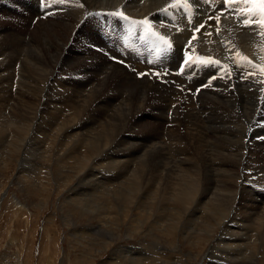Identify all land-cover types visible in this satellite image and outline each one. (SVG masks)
Returning <instances> with one entry per match:
<instances>
[{
  "label": "rangeland",
  "instance_id": "374dc122",
  "mask_svg": "<svg viewBox=\"0 0 264 264\" xmlns=\"http://www.w3.org/2000/svg\"><path fill=\"white\" fill-rule=\"evenodd\" d=\"M47 1L48 0H44L45 3H47ZM143 1L144 0H141L142 3H140V4H143ZM216 1L217 0H213V2H216ZM219 1H221V0H218V2ZM41 2H42V0H37L38 9L40 11L43 10V7L41 6ZM195 2H196L195 0H190V1L189 0H184V1L183 0H171V2H169L170 4L169 3H165L160 8H157L156 9L157 11L153 10L152 12L147 13L146 15H142V16H143V18H147L150 21L153 18L152 22L153 23L157 22L156 25L164 33L166 32V30L168 28L170 30H172V32L170 31L171 34L167 31L168 34L170 35V36L168 35L169 37H172V34H175V33L178 34L179 32L180 33L188 32V34H189V36L191 38L193 36L196 37L194 39V41H196V42L201 41V44L205 45L207 47V48L206 47L205 48L208 49V50L214 51V50H212L213 49L212 47H214L215 45H218L217 47L220 48L221 50H226L227 48H230V46L236 48L237 50H242L241 48L240 49L237 48L238 44L237 43L235 44V41H233V42L231 41V43H230V39L231 38H229V36L227 34L223 35V34L220 33V32H222V29L219 30V31H217V30L205 31L206 29L209 30V28H211V27H214V26L217 27V25H218L217 23L214 22L216 24L215 25L214 23L211 22V20H213V19H211V20L208 19L207 20L206 17H205V21L201 22V24H203L206 27V29H204L205 27L200 28V29H204V30H201L203 33L196 31V29L198 27H200L201 24H198V26L196 25L195 27H192V24L195 22V19H196V17L194 16V12L196 14L197 10L201 9V7L199 8V5H197L198 7H194L195 6L194 5ZM199 2H202L204 4L209 5V4L212 3V0H210V1L209 0H203V1L199 0ZM218 2H216L215 7L213 8L215 10L218 9V10H216L217 12L220 11V9H221V8H217V7H220V5L225 4L224 1H221L219 3ZM67 3H68V1H67ZM235 3H234L233 6H231L233 8H229L228 10H226V15H228V16L232 15V17L230 19H234L235 18V21L240 18L239 20H241V23H242L243 20L246 19V17L245 16H241L240 17V14L235 11L236 8L238 9V7L241 6L240 2L236 1ZM238 3H239L240 6L238 5ZM243 6H241V7H243ZM176 8H177V10L175 11L174 9H176ZM158 9H160V10H158ZM179 9H182L184 14L182 13L181 10L179 11ZM170 10L171 11L174 10V11H172L173 13L176 12L177 14H179V15L176 14L177 17L186 18L185 20L183 19L186 22V24L184 23L186 25V27L182 23L180 24V23H178L176 21H173L174 20L173 14L171 13ZM194 10H196V11H194ZM50 11L51 10H49V13H48V11H46V13L49 15L51 13ZM95 12H99V11H92L90 14L92 15ZM159 12H161V13H159ZM46 13H45V15H47ZM158 13H159V15H161L160 17L158 15ZM233 13H235L236 15L234 14L235 15L234 16ZM97 14L103 16L102 17V16H98V15H93L95 17L96 21H97L96 22L97 29H100V30L103 29L102 30V34L104 35L105 40L107 39V41L109 43V46L116 47V45L119 44V45H117V48L120 49V50L118 49L119 52H120V55H119V57H115L117 59H112V61L114 63L120 64L121 66L127 68L128 70H130L132 72H136L137 71V67L134 66L133 64L138 63V62L139 63L141 62V63H144V64L147 63L149 68L145 69V71L141 72V73H143V72L146 73V75H144V76L147 77V79H150L152 81L155 80L160 85H162L164 83H176V84H174V86L179 88V89L181 88V86L177 82H174V79L170 80L168 78L170 77V75H173V74H174V76H177V77H178V74H179V76L182 77V75H184V74L186 75V73L182 74V73L176 71L175 69H172L174 71L169 72L167 66H165L166 69H163L162 67H164V65L159 64L160 60H162L163 58H167L166 51L163 52L164 55L162 56V54H163L162 51H164V49L160 51L150 40H147V38H145L141 34L139 35V33H137L136 31L141 32V29L136 27V26L134 28V25H132V23H130V25H129V22H127V21L125 22L123 20H122V23H121L120 21L111 20V19L106 18L107 16L104 15V14H100V13H97ZM170 14H172V15H170ZM139 16L141 17V15H139ZM167 17L170 18V19H168ZM210 17H213V16L209 15V18ZM100 20L102 22H100ZM169 20H171V21H169ZM172 21H173V24L171 25ZM81 22H79L78 25H80ZM168 22H171V23L166 25ZM118 23H119L120 27L118 26ZM124 23H126V24H124ZM105 25H106L107 28L105 27ZM159 25H160V27H159ZM173 25H175V26H173ZM188 25H190L189 26L190 29L188 28ZM210 25H211V27H210ZM242 25L244 26L243 23H242ZM129 26H130V28L128 29ZM165 26L166 27L168 26V27L166 28ZM207 26H208V28H207ZM221 26H222V28H224V24H222ZM251 26H254V25H251ZM111 27H113V28H111ZM116 27L119 30L116 29ZM257 27H258V25L257 26L255 25L254 28H257ZM121 28H123V29H121ZM125 28H127V29L125 30ZM175 28L177 30H175ZM110 29H112L113 31L110 30ZM214 29H215V27H214ZM18 31H19V33H20V35L22 37L24 35H26V34L31 35L33 41L35 43H38L37 39H36V35H34L32 33V27L30 29H27V27L19 26ZM113 32H115V33H113ZM129 32H131V34H129ZM167 32H166V34H167ZM206 32L210 33V35L207 34ZM121 34H123V35H121ZM124 34H126V36ZM132 34H133V36H132ZM202 34H204V35H202ZM108 35H109V37H108ZM205 35H206V40L203 39V37H205ZM114 36H115V38H114ZM140 36H141V38H140ZM127 37H128L129 41L126 40ZM251 37L252 36H249V35L244 36V37H242V41L248 43L251 40ZM116 38H117V41L119 43L116 41ZM124 38H125V40H124ZM207 38H209V39H207ZM122 39H123V41H121ZM120 41H121V43H120ZM26 42L29 43V39H26V41H25V44L27 46ZM204 42L205 43L208 42L209 45L205 44ZM146 43H147V45H146ZM228 43H230V46H229ZM261 43L262 44L260 46L264 47V39L262 40ZM131 44H132V46L130 47L129 45H131ZM232 44H233V46H232ZM140 45H142V46L140 47ZM92 46H94V45H92ZM135 46L137 48H135ZM260 46H259V49H261ZM225 47H227V48H225ZM121 48H123V49H121ZM130 48H132V50ZM139 48H142V49H139ZM145 48H146V50H145ZM20 49L21 50H19L18 52H17V50H14L15 52L13 50H11V51L8 50L7 53H9V54L11 53L10 56H9L11 58V60H10V58H8L9 61H10L8 63H10V64L12 63L11 64L12 66H10V67L7 66L6 68H8V69H6L5 65H4V67H2V68H5L4 71H2L0 69L1 70L0 71V75L2 76L1 78L3 80V82L0 83V90L2 91V92L0 91V94H1L0 97H2V98H0V103H2V106L0 104V106H1L0 108L2 109V110L0 109V126H1L0 127V129H1L0 132H2L0 134V138H1L0 139V141H1L0 142V264H134L135 262H137L136 264H207V263H211L213 261H217V262H219V264H228L227 263V258L224 257L225 258L224 259L223 256H220V253L225 252L223 254L226 255L227 249L228 248L230 249L231 246L229 247V245H226L224 243L222 245L218 246V241H220V238H222V237H220L221 236V232H222L221 227L220 226H215L214 231H211L213 233H211V232L210 233L200 232V231L198 232V229H197L198 227L200 229L201 228H207L205 223H204V221H205L204 219H206V218L207 219H211L214 223L216 221V218L213 215V213L209 212L213 216L212 217L211 215H209L208 211L201 212L200 215L202 216V219H201V217L197 218L196 216H193V215H195L193 213V210H195L196 207H197L196 203H197L198 198H199L197 196H199V195H197L196 197H194L192 199H191V197H188L189 202H191V203H188L189 205L186 206V203L184 202L183 204H185L186 207H184L183 208L184 210H183L182 209V205L183 204L181 203V202H183L182 200L173 199V198H170V199L166 198L165 199V198L161 197V192L162 191H165V190L171 191L174 186L175 187L177 186V188H178V186H180L182 188V185H170L168 187V185L165 184L164 182L162 183V185H154V184H146L144 181H142V183H144V184H141L138 187L137 191L133 195H131L130 193L125 194V192L129 191L126 186H127V183H129L128 182V180H129L128 178L130 176L129 173H131L130 171H134L135 169L137 171L141 167V165H140L141 161H145L146 160L145 162H148L147 160H150L152 155L157 157V159H158L157 161H158L159 165L165 166V170H169V168L170 169H174L175 166L177 165L175 169L178 170V168H180V170H181L180 172H182L183 171L182 168L185 165L187 166L189 164V162H187L189 160H186L188 157H185L183 152L176 153L175 144H169V139L170 138L165 136L164 137L165 139H163V141H165L167 139L164 142V148L166 150L163 151L164 148L162 146H160V148H162V149H159L160 151L158 149H156L157 151L154 150V151H151V152L148 150L149 151L148 155L145 152L144 153L143 152L133 153L134 157L139 156V158H137L134 161H130L131 158H134V157L132 155L131 158L127 159L128 156L131 154V152L133 150H136V146L130 145V143L134 144L135 141L143 142V139H145V137L143 135L139 134V133H130V132L128 133L127 131L123 130L122 126H124L125 124L128 123L127 120L125 121V120L119 119V120L115 121L113 123L114 124L113 131H100L98 129L89 128L87 131H84V132L82 131V133L79 132V134H75L73 131H71L69 129L67 120L65 118L66 116L64 114L65 112L62 110L64 105H65L63 103H65V100H66L65 99L66 98V96H65L66 95V91L63 90L65 88H63L58 81L60 80V78H64L65 74L58 69L59 61L56 60V61H54L55 62L54 63L51 60V61H49V64L47 63L48 65L46 64L47 66H45V67L42 66V65L39 66V65L36 64V65H34V67H36L37 69L34 68V67H30L28 65L26 66V65H23V63L26 60V58L31 60V62L33 63V60H32V57H31V55L33 53L29 52L30 51L29 48L26 49V47L24 49L21 47ZM143 50H145V51L143 52ZM26 51H28V52H26ZM121 51H122V53H121ZM126 51L127 52H131L132 51L131 52L132 55H134V53H136V56L135 55H134L135 57L133 56V59L135 61H133V59L132 60L127 59L128 55L126 54ZM263 52H264V50L262 51V56H264ZM143 53H145V54H143ZM147 54H149V55H147ZM18 55H19V59L20 60L17 58ZM26 55H28V56H26ZM106 55H108V54L106 53ZM141 55H142V58L144 57L143 59H140ZM145 55L149 56L148 58H150L151 55L152 56H151L150 59H148ZM136 57H137L138 61H137ZM12 58L14 60H12ZM23 58H24V60H23ZM4 59L7 60L6 56H1L0 57V65L5 61ZM15 59H17L16 60L17 62L15 61ZM144 59H145L146 63L144 62ZM120 60L123 61V64L120 63ZM155 60L158 61V64L156 63L157 61H155ZM21 61H22V63H21ZM131 61H133L134 63L131 62ZM51 62L54 64V66H52L53 64ZM129 62H131L132 64L129 63ZM125 63H128V64H125ZM259 63L264 65L263 60H261V61L259 60ZM144 64H140V65H144ZM151 64H153V66H151ZM22 65H23V68H21ZM56 65H57V67H56ZM128 65H129V67H128ZM130 65H132V67ZM154 65H156V66L154 67ZM48 66H50L51 68H49ZM29 68L32 69V70L30 69L31 72L34 70V72L31 73L32 75H34L35 73H37V74H35L34 76H32L31 74H27V70H29ZM39 68L40 69L44 68L43 71L41 70L42 73H41ZM21 69H22V71H21ZM45 69H47V70H45ZM49 69H51V71H49ZM133 69H135V71H133ZM149 69H150V71H149ZM152 69L154 70V72H153ZM245 69L248 70L247 68H245ZM11 70H13V72ZM35 70H37V71H35ZM44 70H45V72H44ZM6 71L7 72L9 71V72L6 73ZM14 71H16V72H14ZM38 72H40V74ZM43 73L46 74V76H47L46 78H45V74H43ZM48 73H49V75H48ZM157 73H159V75H161L163 77H161L159 75L157 76L156 75ZM163 73H164V75H163ZM58 74H59L60 77L58 76ZM19 75H21V76H19ZM27 75H28V77H27ZM36 75H37L38 79L35 80ZM51 75H53V76H51ZM187 75H188L187 77H191L192 73H187ZM249 75L250 74H248L247 76H249ZM13 76L14 77L16 76L18 80L16 79V77L14 78ZM29 76H30V78H29ZM247 76H245L244 78H247ZM53 77H55L56 79L53 78ZM137 77L138 78H142L143 76H140V75L137 74ZM24 78L25 79L27 78L29 81L27 79L25 80ZM40 78H41V80H40ZM47 78H48V80H47ZM163 78H165V79H163ZM249 78L250 79L257 78L259 80L258 82H261L260 81L261 79L258 76L253 75L252 77H249ZM11 79H13V80L11 81ZM4 80L6 81V83H5ZM15 80H17V82H15ZM165 80H167V81H165ZM18 81H20V82H18ZM31 81H33L35 84L37 83V85H38L37 86V85L33 84L34 86L32 85V87L34 89L37 88V87L39 89L40 86H41V83H43L44 87H45L46 86V84H45L46 82H47V86L46 87H48V89L45 87L46 89L45 88L44 89L40 88V90H38V89L34 90L30 86V84L33 83V82L31 83ZM225 83L229 84L230 85L229 88L233 89V90L236 89V88H233V87H236L237 84H238L237 82H225ZM21 84H22V86H21ZM12 86H14V87H12ZM24 86L25 87L28 86L29 89H26L27 87L25 88ZM208 86H206V87L203 86L202 89L199 86H197L199 89L197 87L195 88V90H194V94H195L194 95V99H196V96L200 92V90H203V88L205 90V89H207ZM41 87H43V86H41ZM18 88L21 89V91ZM210 88H214V87L211 86ZM259 88L260 87H258L257 89L259 90ZM25 89L27 91H24ZM54 89H55V91H54ZM87 89H90V86L87 87ZM43 90H45V91H43ZM48 90H50V91H48ZM57 90H58V92H57ZM22 91H24L25 93L27 92L26 95H28V96L24 95L25 93L22 92ZM32 91H34V92H32ZM37 91H39V92H37ZM47 91L49 92V94L47 93ZM263 91H264V89H263ZM5 92H7L10 95L11 98ZM40 92H41V94H40ZM42 92H45L48 96L45 93H42ZM55 92H57V93H55ZM187 92L191 93V90L188 89ZM30 93L33 94V97H32V95ZM16 94H18V95H16ZM61 94L65 98L63 96H61ZM5 95H6V97H5ZM12 95H14V96H12ZM21 95L24 98H22ZM29 95L31 97H29ZM37 95H39V96H37ZM7 96L11 99V101H10V99L9 100L7 99L8 98ZM25 96H26V98L32 99V101H29V100L27 101ZM60 97H62V98H60ZM12 98H13V100H12ZM16 98L18 99V102L16 101ZM63 98H64V100H63ZM39 99H41V101ZM93 99H94V97H91L89 100L92 102L93 105H95L93 103ZM24 100H26V101H24ZM36 100H38V101H36ZM48 100H49V104H48ZM52 100H54V101H52ZM94 101H95V99H94ZM3 102H4V105H3ZM12 102H15V103L12 104ZM31 102H33L34 104L31 103ZM35 102H38L39 104L37 103L38 104L37 105ZM16 103H18V104H16ZM23 103L27 104V105H24ZM251 103L254 105L255 102L252 101ZM20 104L22 106H20ZM28 104H31V105H28ZM50 104H51V106H50ZM15 105H18V106H15ZM34 105H36L35 108H34ZM40 105H42V106H40ZM46 105H47V107H46ZM52 105H54V108H53ZM234 105H235L236 108H241V105H240V103L237 100L234 103ZM257 105L259 106V103H257ZM26 106H28V107H26ZM31 106L34 109H32ZM40 107L42 109H37V108H40ZM27 108L30 111L29 110L27 111ZM59 108H61V110H60L61 112L59 110H57ZM91 109H94V107L92 106ZM36 110H37L38 113L36 112ZM40 110L41 111L43 110V111L41 112ZM87 110L91 111L90 112L91 113L90 116L83 117L84 119L87 118V119H85L87 121L92 120V118L95 115H99V113L96 114L90 109H87ZM240 110L242 111V109H240ZM9 111L13 112V113L9 114ZM31 111H32V113H31ZM54 111H55V113H54ZM34 112L37 113V114L36 113L35 114H36V116L38 115L37 116L38 120H36V118H35L36 116H34L35 115ZM260 112H261V110L260 111L258 110V114ZM56 113H58V114H56ZM262 113H260V114L262 115ZM30 114L31 115L34 114V115L31 116ZM42 114H44V115H42ZM48 114H49V116H48ZM55 114L57 115V117H55L56 116ZM258 114H256L253 111H250L249 115H245V114H243L241 112L240 115L242 117L240 115L239 116H236V115L231 116L232 118L229 117L227 119V121H228L227 125H229L231 127V129H234L237 133L239 131V133L237 134L236 137H238L239 139H242V140L244 139L246 144H249V143L252 144L254 141H262L264 139V135H261L259 137H255L254 138V136L257 134V132H262V131L264 132V116L261 117V115L258 116ZM4 116L6 118L5 119H1ZM23 116H26V117H23ZM8 117H12V118H8ZM29 117H32L33 120H31L32 118H29ZM170 117H171V115L168 116L169 119H170ZM27 118H29V119H27ZM22 119H24V120H22ZM52 119H54L53 120L54 122L52 121ZM262 119H263V121H262ZM61 120H62V122H61ZM79 120H78L79 123L87 122V121H84L83 119H81V122ZM32 121H36V122H32ZM3 122H5V123L7 122L6 125ZM18 122L19 123L22 122V125H26L27 122L29 124L31 123V125L33 123L34 127H32L31 125H28V127H27V125L26 126H22L21 123L19 124ZM37 122H38V124H37ZM48 122H51V123H48ZM58 122H59V124H58ZM15 123H16V125L18 123L19 126L18 125L16 126ZM9 124H11V125H9ZM39 124H41V125H39ZM51 124H53L54 127L56 125H59V126H56L57 129H55V128L54 129L57 130V131L58 130H61V131L57 132V131H54V129L53 130L50 129V125ZM217 124L221 125L220 122H217L216 125ZM20 125L22 126V128H21ZM53 125H51V128H53ZM244 125L246 127H244ZM62 126H65V127L63 128ZM16 127H18V129ZM23 127H25V128L27 127L28 129L27 128L23 129ZM237 127H239V128H237ZM258 127H260V128H258ZM64 129L67 130V131H65ZM68 129H69V131H68ZM180 129H182V128H180ZM5 130H7V131H5ZM28 130H30L29 133H28ZM39 130L43 134H41V132ZM115 130H116V132L117 131L118 132L116 133ZM121 130L124 133L123 135H122V131ZM17 131H18V133H17ZM25 131H27V132L25 133ZM43 131H45L47 133H45ZM5 132L8 133L9 135L6 134ZM48 132H49V134H48ZM52 132H53V134H51ZM72 133H73V135H72ZM27 134H29V135H27ZM86 134H87V136H86ZM13 135H17V137L13 136ZM25 135H27L28 137H26ZM79 135H82V136L80 137ZM5 136H7V137H5ZM10 136H12V138ZM54 136H55V138H54ZM119 136H121V137H119ZM64 137L66 138V140H65ZM4 138H6V139H4ZM21 138H22V140H20ZM52 138H54V139H52ZM123 138L125 139V141H124ZM199 138H201V137L198 136L197 139H199ZM261 138H262V140H261ZM60 139H61V141H60ZM62 139H64V140H62ZM71 139H72L73 143L71 142ZM90 139H92V140H90ZM118 140L120 141V143H119ZM17 141L18 142L22 141V142H19L20 144L18 145ZM84 141L86 143H83ZM90 141H93V143L90 142ZM111 141H112L113 144H111ZM246 141H248V142H246ZM7 142H9V143H7ZM13 142H14V144H13ZM123 142H124V144H123ZM127 142L128 143L130 142V143L128 144ZM59 143H60V145L62 147L59 145ZM69 143H70V145H72L74 147L70 146ZM58 145H59V147H58ZM76 145H79V146H76ZM115 145H117V146L119 145L118 149L120 147L121 149H119V150L120 151L122 150L123 152H120L119 150H117V146H115ZM121 145H123V146H121ZM21 146H22V148H21ZM253 146H254V148H252ZM83 147L86 148V149H84ZM110 147L112 149H110ZM38 148H39V150H38ZM42 148H43V150H42ZM88 148L90 149V151L93 150V152L92 151L90 152ZM107 148H109V149L107 150ZM94 149H96V150L94 151ZM169 149H171V150H169ZM255 149H256V151H255ZM83 150H85V153H83L84 152ZM105 150H106V152L108 154L105 152ZM111 150H112V153L114 152L115 154L114 153L111 154V152H110ZM115 150L117 151V153L115 152ZM167 150H169V152ZM128 151H130V152H128ZM189 151H190V149H189ZM194 151L199 156V152H197L195 149H194ZM249 151L253 152V153H256L254 155L255 156L258 155L257 157H259L262 160V163H264V161H263L264 160V157H263L264 149L262 151V148L260 146H258V145L255 146V144H252L251 146L249 145ZM171 152H173L175 155L173 153H171ZM94 153H95V156H94ZM118 153L121 154V156ZM158 153H161L162 155L158 154ZM163 153H165V154H163ZM99 154H101V155H99ZM171 154H173L172 157H170ZM65 155H66V158H65ZM78 155L80 157L82 155V157L79 158ZM83 155H85L86 157L87 156L91 157V158H88V160H87L90 164L94 160L95 161L91 165L89 163H87V162L84 163V159H86V157L83 156ZM160 155H161V157H160ZM201 155L202 156H199V158H198L199 159V163H198V167L197 168L199 170L201 169L202 174L205 173L204 175L206 176L207 181L211 182L213 179H216L215 178V173L211 169V166L213 165L214 161L217 158H219L221 155H224V152L223 151H219L218 148L208 149V150L206 149L203 152H201ZM113 156H114V159H113ZM146 156H148V158ZM62 157H63V159H62ZM121 157L123 158V160L121 159ZM124 157H125V159H124ZM96 158H98V159H96ZM104 158H105L106 161L103 162ZM244 158H246V156ZM74 159H76V160H74ZM89 159H90V161H89ZM183 159H184V162H183ZM109 160H113V161H109ZM171 160H173L174 162H172ZM176 160L179 161V162H177ZM76 161H77L78 164L76 163ZM80 161L83 162V164ZM116 161H118V162H116ZM170 161H171V163H170ZM112 162H113V164H112ZM123 162H125V163H123ZM150 162L153 163V164H157L156 162L154 163L151 160H150ZM161 162L162 163L165 162L164 163L165 165L162 164ZM166 162L168 163V165H167ZM175 162H176V164L173 165V163H175ZM71 163H73V164H71ZM79 163H80L81 166L79 165ZM117 163L118 164L120 163V165H118ZM126 163L129 164V165H127ZM86 164H88V165H86ZM133 164H135V165H133ZM242 164L243 165H239L241 167L238 166L235 171H232V168H231V172L230 173H228V172H226V173L222 172L221 173V175L223 173L225 174L224 182L227 180V178L229 180H232V187L233 188L235 187L237 189L236 193H235V191L231 192V193H228V196L234 197V201H235V202H232L230 204H227V206L225 205L226 209H228L230 212L235 207L234 210H232V212L229 213V214H228V210H226L227 213H225V215H226V217L229 216L228 219L232 218L234 220L235 217L232 216L233 212H237L238 210H241V211H238V212L241 214V217H243L245 219L246 213H244V210H246L249 207H251V205L247 201L243 202V200H241L240 197L241 198L245 197V196H246L245 198L250 197L251 191H253V190L255 192L263 191V193H264V186H261L262 184L260 183V182H262V181H260V177H261V174H262L261 170H263L264 168L262 167L261 170H258L256 172V169H253L254 170L253 171L250 166L245 165L246 163L242 162ZM112 165L114 167H116L115 172H117V170L122 171V173L125 174V177H121L122 179L120 178L119 181H114L113 180V178H114L113 173H115V172L113 171V173H112V170H111L112 169L111 168ZM86 166H87L88 170H87ZM82 167L84 169H82ZM89 167H90V169H89ZM131 167H133V169ZM171 167H173V168H171ZM98 168H100V169H98ZM124 168H125V170H124ZM121 169H123V170H121ZM126 169H128L130 171H128ZM102 170H104V171H102ZM211 170L213 171V173H212ZM126 171L129 172V173H126ZM209 171L211 172L212 176L210 175V173H208ZM240 171L242 173H240ZM107 172H108V174H107ZM249 173H250V175H249ZM100 174H102V175H100ZM232 174H233V176H232ZM258 174H260V175H258ZM110 175H111V177H110ZM127 175H129V176H127ZM92 176H93V178H92ZM95 176L98 177V178H96ZM235 176H237V177H235ZM102 177H103V180H102ZM108 178H110V179H108ZM104 180H106V181H104ZM110 181L112 182V184H110L111 183ZM145 181H147V180L145 179ZM236 181H237V183L238 182L239 183L237 184ZM103 182L104 183H108V184H105L103 186V184H104ZM96 184H97V186H96ZM208 184L210 185V183H208ZM234 184H235V186H234ZM107 185L110 188H104V187H107ZM218 185H219V183H218ZM240 185H242V186H240ZM171 186H172V188H171ZM112 187H114V188H112ZM150 187L153 189V191L151 192L150 195H148V193H146V192H147V189L150 188ZM175 187L173 188V190L175 189ZM245 187H246L247 191H246ZM177 188L175 189L176 194L179 191V188L178 189ZM205 188H206L205 186L204 187L202 186L201 189H199V191L205 190ZM210 188L212 190L211 191L212 193L210 192L208 194L209 195L208 197L212 198V195H213L214 199H215V197L217 195V193L215 194V191H217V190L214 187H211V186H210ZM93 189H95V190L93 191ZM103 189L104 190L107 189V191H108V189H110L112 191L109 190L107 192L108 193L107 194L106 191H103ZM214 189H215V191H214ZM248 189L251 190V191H248ZM96 191H98V192H96ZM99 191H101L102 193L99 192ZM75 192H77L78 196H73ZM89 192H91V193H89ZM86 193H89L90 197ZM92 193L95 194V199H93L94 195ZM98 193H100V194H98ZM96 194H98V195H96ZM235 194H236L237 197L235 196ZM91 195H93V196H91ZM115 195H118V198ZM135 195H136V198H135ZM79 199H84V200H82V202L85 203L87 206L84 204L85 207H83V205H82V208H81V206L79 204H77V202L75 201V200H79ZM94 200L96 201V203H94V204H96L95 206L93 204V202H95ZM175 200H178L180 202H178V201L176 202ZM202 200H204V202H206V199H202ZM208 200L209 199H207V201ZM105 202H107V203H105ZM233 203L235 204V206H234ZM241 203H242V205H241ZM108 204H109V206H108ZM215 204L218 205L216 203V201H215ZM237 205L238 206L240 205V206L238 207ZM246 206H248V207L246 208ZM103 207H104V209H103ZM242 208L244 210H242ZM96 210H98V211H96ZM173 210H174V212H173ZM175 211L178 214H176ZM92 212H95L96 214L92 213ZM173 214L175 216H173ZM168 216H170V217H168ZM177 216L180 217L181 219L180 218L178 219ZM192 217L197 218V220L201 219V221H199V220L196 221V219H194ZM248 217L249 216L246 215V218L249 220L250 217L249 218ZM176 219H178L177 220L178 222L175 221ZM193 219L195 220L194 222H192ZM188 220L191 221V222H189ZM179 221H181V222H179ZM226 221L227 220H225V223H226ZM186 222L189 225L185 224ZM230 222H232V221H230ZM190 223H192V225L196 223L195 227H193L194 226L193 225L191 227L192 228L191 229L190 228V226H191ZM179 224L183 227V229H182V227H180ZM183 224H185V225H183ZM244 224H245L246 227H247V225L248 226L250 225V223L246 222V221H244ZM173 225H177L180 228H177V226H173ZM186 225L188 227H184ZM196 225L197 226L199 225V226L197 227ZM250 227L253 228L252 226H249V228ZM172 228H174V229H172ZM182 230H184V231H182ZM192 231H195L196 233L195 232L192 233ZM187 233H190V234H187ZM185 235L187 237H185ZM227 239H228V237L224 236L223 240H227ZM260 240H262V239H260ZM263 240H264V238H263ZM251 242L253 243L254 241H251ZM228 243H229V241H228ZM218 247H220V248H218ZM217 248H218V250H217ZM224 248H227L226 251H225ZM231 248H233V247H231ZM128 249H130V250H128ZM250 250H251V248L249 247L248 251H250ZM142 251H143V253H142ZM259 251L255 250L253 252L254 254L253 253H250L248 255H246V254L244 255L243 254L241 256V260H236V263L237 264H251V263L252 264H254V263L255 264H261V263L264 264V255L262 253L264 251H263V249H260ZM126 252H127V254H126ZM135 253H137V254H135ZM217 253H219L218 256H220L221 261H218V257H216ZM136 255L138 257H136ZM142 256H144V257H142ZM250 256L252 258L255 257L254 261H253V259H251ZM139 257H142V258H139ZM245 257H247V258H245ZM256 257H258L259 260L256 259ZM123 258H124V260H123ZM143 259H145V261L147 259V261H149V262L145 263V261ZM222 259H223V261H222ZM229 259H231V258H229ZM117 260H118V262H117ZM129 261H133V263H131ZM238 262H241V263H238Z\"/></svg>",
  "mask_w": 264,
  "mask_h": 264
},
{
  "label": "bare ground",
  "instance_id": "6f19581e",
  "mask_svg": "<svg viewBox=\"0 0 264 264\" xmlns=\"http://www.w3.org/2000/svg\"><path fill=\"white\" fill-rule=\"evenodd\" d=\"M68 1V3H67ZM184 1V0H183ZM190 1V0H189ZM195 6L194 7H198L197 5H199V8L201 7V9L197 10L196 14L194 12V16L196 17L195 22L192 24V27H195L196 25L198 26V24H201V22L205 21V17L206 19H210L209 15L213 16L211 17V22L212 23H217V27H210L209 30L206 29V27L204 29H206L205 31H212V30H217L219 28V30L222 29V32H220L221 34H227L229 36L230 39V43L231 41H235V44L237 43V48H241L242 52L240 56H235L232 53H235L236 51H238L236 48L231 47L230 43L229 46L230 48H227L226 50H221L220 48H218V45H215L214 47H212L214 51L211 50H207L206 46L201 44V41L196 42L194 40H191L189 38H187L189 36L188 32H184V33H178V34H172V42L174 43V45L177 47V49H175V51H172L171 54H169V58H163L162 60L159 61V64L164 65V67H162L163 69H166L165 66L168 67V71H174L172 69H175L177 71L179 63H180V54H179V49L180 47L187 42L188 45H186L185 47H187L186 49H190L193 51H196L200 56V57H210L213 58L214 60L220 61L219 65L218 64H212L209 66H204V63H200L201 66L198 69H192V66L194 65H187L188 69L191 70L192 69V75L191 77H187V73L186 75L184 73V75H182V77L179 76H174L170 75V77L168 79H174V82H177L181 88H177L174 86V84L176 83H164L162 85L158 84V82H156L155 80H150L147 79V77L143 76L142 78H138L137 74L142 71H145V69H148L149 66L148 64H144V63H135L133 64L134 66L137 67V71L136 72H132L130 70H128L127 68L121 66L120 64H116L112 61V59L114 57H119L120 52H119V48H117V45L119 44H115L116 47H111L109 46V43L107 41V39L105 40L104 35L102 34V30L97 29V24H96V19L93 15H91L90 13L92 11H107L109 12L111 15H113L112 13L117 12L116 10H112L116 7L122 6L124 10H127L130 13H125V16L129 17V20H141V18L137 17L139 15H141V17H143L142 15H146L147 13L152 12L153 10H156L157 8H160L163 4L165 3H169L171 2V0H144L143 4L141 0H66L65 3L63 4H59V3H54L53 0H48L47 7H43V10L40 11L38 9V3L37 0H0V57L1 56H6L7 60L4 59L5 61L0 65V69L2 71H4V69L7 66H12L9 61L8 58H10V54L7 53L8 50H17V52L19 50H21L20 48L22 47L23 49L26 47V49L29 48V52L33 53L31 55L33 63L31 62V60L27 59L24 61L23 65H28L30 67H34V65H42V66H47L49 64V61H56L58 60V69L63 72L65 74L64 78H60V80L58 81L60 83V85L65 88L63 90L66 91V98L61 94V96H63L66 100H65V104L63 107V111L65 112V118L67 120L69 129L71 131H73L75 134H79V132L82 133V131H87L89 128H93V129H98L100 131H113L114 128V122L122 119V120H127L128 123L125 124L124 126H122L123 130L127 131L128 133H139L141 135H143L145 137V139H143V142H137L135 141L134 144L130 143V145H134L136 146V150H133L131 152V154L128 156L127 159L131 158V156L133 155V153H138V152H145L147 155L149 154V151H157L156 149H162L160 148V146H162L164 148V142L163 139H165L164 137L167 136L169 137V144H175L176 146V153H181L183 152V154L185 155V157H188L186 160H189L187 162H189V164L186 166H184L182 169L183 171L180 172V168L175 169H170L169 170H165V166L159 165L158 163V159L157 157H155L154 155L151 156L150 160L152 162H156L157 164H153L150 162V160H147L148 162L145 161H141L140 165L141 167L136 171V169L134 171H130L128 169V171H130L131 173H129V180L127 183V189L129 191L125 192V194L130 193L131 195H133L138 187L142 183V181H144L146 184H154V185H162V183L164 182L165 184L168 185V187L170 185H182V188L180 186H178L179 191L176 194L175 189L177 188V186L175 187V189L173 190L172 186V190L171 191H162L161 192V197L163 198H173V199H180L183 202H181L182 204L185 202L186 206L189 205V199L188 197L194 198L199 197L198 201H197V207L195 210H193V213L197 218L202 216L200 215L201 212H205L208 211L213 213V215L216 218L215 223L211 220V219H204V223L206 225L207 228H199L197 225V229L198 232H207L210 233L211 231H214L215 226H220L221 227V236L222 238H220V241H218V246L222 245L223 243L226 245H229V247H233L230 249L228 248H224L226 251V255H224L223 253H220V256H223V258H227V263L228 264H237L236 260H241V256L244 254L248 255L250 253H253L255 250H260L263 249L264 251V193L263 191H258L255 192L254 190L251 191L248 189V191H251V195L248 198L245 197H240L241 200L247 201L250 203L251 207H249L248 209L244 210L242 208V210H244V213H246V215H248L250 217V219L248 220L246 218L245 215V219L243 217H241V214L238 211L237 212H233V217H235V219L233 220L228 219L229 216L226 217L225 213L226 210V206L227 204H230L234 201V197L232 196H228V193L234 192L236 193V188L232 187V180H229L227 178V180L224 182V177L225 174L223 173L221 175L222 172H231V168L232 171H235L236 168L239 165H243V163H246L245 165H248L251 167V169H256V172L258 170H261V168H264V163H262V160L257 157L258 155H254L256 153L250 152L249 151V145L251 146L252 144H255L260 146L262 148V151L264 149V139L261 140L262 141H254L252 144H246L245 140L243 139H239L237 136L238 133L234 130L231 129V127L229 125H227L228 121L227 119L231 116H239L241 114V112L245 115H249L250 111L255 112L256 114H258V105L257 103H259V97L261 96V88H259V90L257 89L259 87V80L257 78H252L250 79L249 77H252L253 75H256V73H260L263 76L264 79V71H261L262 68H264V65L259 63V60H263L264 62V56H262V51L264 50L263 46H260L262 43V40L264 39L260 33H261V29L259 28V26L257 28H254V26H243L241 23V20L237 19L235 21L234 19H230L232 17V15L228 16L226 14H222V12H217L216 10L218 9H213L215 7L216 2H218V0L216 2L207 5L204 4L202 2H199V0H195ZM201 1V0H200ZM203 1V0H202ZM210 1V0H209ZM222 1V0H221ZM219 1V2H221ZM194 2V1H193ZM218 2V3H219ZM240 2V1H237ZM185 3V2H184ZM187 3V2H186ZM207 3V2H206ZM170 4V3H169ZM193 4V3H192ZM236 4V3H235ZM241 6H243L241 3ZM82 5V7L80 6ZM189 5V4H188ZM220 5V4H219ZM218 5V6H219ZM234 5V4H233ZM232 5V6H233ZM239 5V3H238ZM183 6V5H182ZM186 6V5H185ZM236 6V5H235ZM234 6V7H235ZM240 6V5H239ZM240 6V7H241ZM168 7V6H167ZM187 7V6H186ZM238 7V8H240ZM244 7V6H243ZM171 8V7H170ZM217 8H221V10H224V6L220 5V7ZM233 8V7H231ZM242 8V7H241ZM42 9V8H41ZM195 9V8H194ZM198 9V8H197ZM235 9V8H234ZM237 9V8H236ZM51 10L50 14L48 15L46 13V11ZM160 10V9H158ZM175 11L177 10L174 9ZM172 10V11H174ZM182 11V9H179V11ZM190 10V9H189ZM188 10V11H189ZM232 10V9H231ZM230 10V11H231ZM157 11V10H156ZM171 11V10H170ZM171 11V13L173 14V12ZM196 11V10H194ZM234 12V11H233ZM45 13L47 15H45ZM156 13V12H155ZM161 13V12H159ZM158 13V15H159ZM163 13V12H162ZM183 13V11H182ZM166 14V13H165ZM164 14V15H165ZM170 14V15H172ZM175 14H177L175 12ZM184 14V13H183ZM191 14V13H190ZM235 13H233L234 15ZM86 15V16H85ZM163 15V16H164ZM179 15V14H177ZM181 15V14H180ZM187 15V14H186ZM193 15V14H192ZM236 15V14H235ZM234 15V16H235ZM102 16V15H101ZM153 16V15H152ZM161 15H159L160 17ZM166 16V15H165ZM216 16H219L220 19L219 21H217L215 19ZM243 15H240V17ZM103 17V16H102ZM148 17V16H147ZM182 17V16H181ZM185 17V16H184ZM191 17V16H190ZM150 18V17H149ZM156 18V17H155ZM165 18V17H164ZM168 18V17H167ZM244 18V17H243ZM151 19V18H150ZM166 19V18H165ZM164 19V20H165ZM170 19V18H168ZM186 18H180V17H176L175 16V21L178 23H182V24H186V22L184 20ZM153 20V18H152ZM151 20V21H152ZM155 20V19H154ZM163 20V21H164ZM167 20V19H166ZM188 20V19H187ZM186 20V21H187ZM194 20V19H193ZM82 21V22H81ZM110 21V20H109ZM171 21V20H169ZM174 21V20H173ZM171 22H168L166 25H168L169 23H171V25L173 24ZM79 22H81L80 25ZM100 22H102L100 20ZM106 22V21H105ZM104 22V23H105ZM108 22V21H107ZM126 22V21H125ZM166 22V21H165ZM191 22V21H190ZM207 22V21H206ZM109 23V22H108ZM113 23V22H112ZM122 23V22H121ZM155 24L157 22H154ZM188 23V22H187ZM209 23V22H208ZM214 23V24H215ZM126 24V23H124ZM163 24V23H162ZM176 24V23H175ZM184 24V26L186 27V25ZM222 24H224V28H222ZM110 25V24H109ZM122 25V24H121ZM130 25V23H129ZM133 25V24H132ZM152 28L157 29V27L153 24ZM170 25V26H171ZM207 25V24H206ZM216 25V24H215ZM19 26L22 27H27V29H30L32 27V33L34 35H36V39L38 43H35L31 37V35H24L23 37L20 35L18 28ZM34 26V27H33ZM112 26V25H111ZM117 26V25H116ZM118 26L120 27L119 23ZM125 26V25H124ZM141 26V25H139ZM175 26V25H173ZM178 26V25H177ZM176 26V27H177ZM181 26V25H180ZM190 25H188L189 28ZM257 26V25H256ZM106 27V25H105ZM160 27V25H159ZM163 27V26H162ZM166 27V26H165ZM168 27V26H167ZM166 27V28H167ZM107 28V27H106ZM113 28V27H111ZM130 28V26L128 27V29ZM135 28V26H134ZM174 28V27H173ZM172 28V29H173ZM181 28V27H180ZM197 28V27H196ZM208 28V26H207ZM116 29H118L116 27ZM123 29V28H121ZM127 28H125L126 30ZM182 29V28H181ZM190 29V28H189ZM204 29H200L199 32H202L201 30ZM107 30V29H106ZM112 30V29H110ZM119 30V29H118ZM174 30V29H173ZM175 30H177L175 28ZM185 30V29H184ZM254 30V31H253ZM113 31V30H112ZM116 31V30H115ZM122 31V30H121ZM129 31V30H128ZM132 31V30H131ZM170 31L172 32V30H170L169 28L166 30V32ZM181 31V30H180ZM104 32V31H103ZM126 32V31H125ZM138 33V31H136ZM165 32V33H166ZM167 32V35H169ZM215 32V31H214ZM115 33V32H113ZM133 33V32H132ZM203 33V32H202ZM207 33V32H206ZM205 33V34H206ZM213 33V32H212ZM107 34V33H106ZM129 34H131V32H129ZM171 34V33H170ZM196 34V33H195ZM214 34V33H213ZM110 35V34H109ZM108 35V37H109ZM112 35V34H111ZM114 35V34H113ZM123 35V34H121ZM126 36V34H124ZM135 35V34H134ZM140 35V34H139ZM204 35V34H202ZM215 35V34H214ZM252 36L251 40L246 43L244 41H242V37L244 36ZM107 36V35H106ZM128 36V35H127ZM133 36V34H132ZM170 36V35H169ZM212 36V35H211ZM122 37V36H121ZM135 37V36H134ZM138 37V36H137ZM199 37V36H198ZM209 37V36H208ZM214 37V36H213ZM111 38V37H110ZM115 38V36H114ZM126 38V37H125ZM124 38V40H125ZM141 38V36H140ZM143 38V37H142ZM166 38L171 42L170 37L166 36ZM201 38V37H200ZM199 38V39H200ZM215 38V37H214ZM253 38V39H252ZM26 39H29V43H27V46L25 44ZM135 39V38H134ZM203 39L206 40V35L205 37H203ZM209 39V38H207ZM112 40V39H111ZM128 40V37L127 39ZM137 40V39H136ZM142 40V39H141ZM145 40V39H144ZM148 40V39H147ZM198 40V39H197ZM201 40V39H200ZM117 41V38H116ZM123 41V39L121 40ZM120 41V43H121ZM129 41V40H128ZM134 41V40H133ZM209 41V40H208ZM110 42V41H109ZM118 42V41H117ZM142 42V41H141ZM145 42V41H144ZM147 42V41H146ZM119 43V42H118ZM129 43V42H128ZM200 43V44H199ZM205 43V42H204ZM224 43V42H223ZM226 43V42H225ZM111 44V43H110ZM134 44V43H133ZM142 44V43H141ZM145 44V43H144ZM151 44V43H150ZM208 44L209 43H205ZM213 44V43H212ZM234 44V45H235ZM94 45V46H92ZM147 45V43H146ZM203 45V46H202ZM123 46V45H122ZM121 46V47H122ZM128 46V45H127ZM130 47L132 46L129 45ZM134 46V45H133ZM142 45H140L141 47ZM211 46V45H210ZM209 46V47H210ZM213 46V45H212ZM233 46V44H232ZM259 46L261 49H259ZM206 47V48H205ZM124 48V47H123ZM121 48V49H123ZM127 48V47H126ZM135 48H137L135 46ZM222 48V47H221ZM119 49V50H118ZM125 49V48H124ZM132 50V48H130ZM142 49V48H139ZM151 49V48H150ZM146 50V48H145ZM143 50V52L145 51ZM155 50V49H154ZM160 50V49H159ZM26 51V52H28ZM137 51V50H136ZM135 51V52H136ZM149 51V50H148ZM156 51V50H155ZM161 51V50H160ZM206 51V52H204ZM217 51V52H216ZM226 51V52H224ZM15 52V51H14ZM13 52V53H14ZM16 52V53H17ZM124 52V51H123ZM132 52V51H131ZM131 52H127L126 54L128 55L129 60L133 59V56H136V53H134V55L131 54ZM158 52V51H157ZM165 51H162V53ZM25 53V52H24ZM23 53V54H24ZM106 53L108 55H106ZM122 53V51H121ZM155 53V52H154ZM264 53V52H263ZM18 54V53H17ZM145 54V53H143ZM153 54V53H152ZM221 54L222 57L218 58L217 55ZM254 54V55H251ZM14 55V54H13ZM12 55V56H13ZM21 55V54H20ZM122 55V54H121ZM149 55V54H147ZM164 55V53L162 54V56ZM11 56V57H12ZM28 56V55H26ZM125 56V55H124ZM134 56V57H135ZM139 56V55H138ZM146 56V55H145ZM152 56V55H151ZM150 56V58H151ZM156 56V55H155ZM160 56V55H159ZM166 56V55H165ZM254 56V58H252ZM14 57V56H13ZM21 57V56H20ZM123 57V56H122ZM127 57V56H126ZM147 58L149 56H146ZM154 57V56H153ZM241 57H247L249 61H251V63L243 60ZM19 59V55L17 57ZM25 58V57H24ZM23 58V60H24ZM144 58V57H143ZM142 55L140 59H143ZM148 58V59H150ZM31 59V58H30ZM117 59V58H115ZM121 59V58H120ZM137 59V57H136ZM160 59V58H159ZM158 59V60H159ZM11 60V58H10ZM12 60H14L12 58ZM17 59H15L16 61ZM20 60V59H19ZM121 61V60H120ZM133 61H135L133 59ZM131 61V62H133ZM138 61V59H137ZM153 61V60H152ZM157 61V60H155ZM17 62V61H16ZM129 62V63H131ZM19 63V62H18ZM22 63V61H21ZM48 63V64H47ZM52 63V62H51ZM50 63V64H51ZM55 63V62H54ZM134 63V62H133ZM149 63V62H148ZM151 63V62H150ZM158 64V61L156 62ZM155 63V64H156ZM9 64V65H8ZM16 64V63H15ZM47 64V65H46ZM53 64V63H52ZM51 64V65H52ZM123 64V63H121ZM128 64V63H125ZM132 64V63H131ZM140 64H144V65H140ZM156 64V65H157ZM250 66H249V65ZM5 68H2L4 67ZM23 65L21 68H23ZM154 65V67L156 66ZM227 66V71H232V72H236L238 75V78L243 79L245 76H247L248 74H250V72L252 70L251 73L252 75L247 76V78L244 81H239L236 87V89H230V85L225 83L229 81V78L224 74V73H217L219 72H225L226 70H224V68H221V66ZM255 65V66H254ZM38 66V67H39ZM54 66V64L52 65ZM132 67V65H130ZM151 66H153V64H151ZM241 66V67H240ZM247 66L250 68L251 71L246 70L245 72H242L245 68H247ZM259 66V67H256ZM15 67V66H14ZM13 67V68H14ZM49 68H51L50 66H48ZM57 67V65H56ZM129 67V65H128ZM130 67V68H131ZM158 67V66H157ZM36 68V67H34ZM42 68V67H41ZM47 68V67H46ZM129 68V69H130ZM161 68V67H160ZM252 68V69H251ZM8 69V68H6ZM25 69V68H24ZM27 69V68H26ZM31 68H29V70H27V74H31L32 72H34V70L31 72L30 70ZM37 69V68H36ZM40 69V68H39ZM44 69V68H43ZM43 69H40V71ZM248 69V68H247ZM0 70V71H1ZM47 70V69H45ZM44 70V72H45ZM53 70V69H52ZM153 70V69H152ZM156 70V69H155ZM162 70V69H161ZM13 72V70H11ZM22 71V69H21ZM24 71V70H23ZM37 71V70H35ZM39 71V70H38ZM41 71V73H42ZM49 71H51V69H49ZM54 71V70H53ZM150 71V69H149ZM9 72V71H8ZM6 71V73H8ZM16 72V71H14ZM19 72V71H18ZM26 72V71H25ZM154 72V70H153ZM11 73V72H10ZM21 73V72H20ZM40 74V72H38ZM144 73V72H143ZM174 73V72H173ZM19 74V73H18ZM25 74V73H24ZM23 74V75H24ZM34 74V73H33ZM37 74V73H35ZM34 74V75H35ZM45 74V73H43ZM42 74V75H43ZM54 74V73H53ZM56 74V73H55ZM159 74V73H158ZM166 74V73H165ZM168 74V73H167ZM177 74V73H176ZM247 74V75H246ZM7 75V74H6ZM32 75V74H31ZM32 75V76H34ZM49 75V73H48ZM62 75V74H61ZM164 75V73H163ZM21 76V75H19ZM26 76V75H25ZM53 76V75H51ZM59 76V74H58ZM158 76V75H157ZM156 76V77H157ZM161 76V75H159ZM2 76L0 75V83L3 82ZM14 77V76H13ZM16 77V76H15ZM14 77V78H15ZM28 77V75H27ZM46 74H45V78H46ZM60 77V76H59ZM155 77V78H156ZM163 77V76H161ZM166 77V76H165ZM260 77V75H259ZM30 78V76H29ZM55 78V77H53ZM158 78V77H157ZM167 78V77H166ZM17 79V77H16ZM23 79V78H22ZM25 79V78H24ZM27 79V78H26ZM25 79V80H26ZM32 79V78H31ZM38 79L37 75L35 80ZM56 79V78H55ZM165 79V78H163ZM13 79H11L12 81ZM18 80V79H17ZM17 80H15V82H17ZM28 80V79H27ZM41 80V78H40ZM46 80V79H45ZM48 80V78H47ZM5 81V80H4ZM29 81V80H28ZM53 81V80H52ZM162 81V80H161ZM167 81V80H165ZM261 81V80H260ZM14 82V81H13ZM20 82V81H18ZM23 82V81H22ZM33 81H31L32 83ZM6 83V81H5ZM12 83V82H11ZM40 83V82H39ZM160 83V82H159ZM13 84V83H12ZM17 84V83H16ZM15 84V85H16ZM19 84V83H18ZM35 84L34 82L32 84H30V86L32 87V85ZM47 86V82L45 83ZM7 85V84H6ZM5 85V86H6ZM37 85V83L35 84ZM40 85V84H39ZM55 85V84H54ZM202 85H209L210 87L213 86L214 88H210L209 86L207 87V89L204 90H200V92L197 94L196 99H194V90L197 86H202ZM233 85V84H232ZM22 86V84H21ZM34 86V85H33ZM38 86V85H37ZM43 86V87H41ZM40 88H45L44 84L41 83ZM50 86V85H49ZM57 86V85H56ZM90 86V89H87V87ZM8 87V86H7ZM6 87V88H7ZM14 87V86H12ZM18 87V86H17ZM20 87V86H19ZM25 87V86H24ZM27 87V88H26ZM26 89H29L28 86H26ZM206 87V86H205ZM33 88V87H32ZM40 88L38 89L35 88L36 90H40ZM48 89V87H46ZM45 88V89H46ZM198 88V87H197ZM8 89V88H7ZM13 89V88H12ZM19 89V88H18ZM24 91H27V90ZM34 89V88H33ZM34 89V90H35ZM56 89V88H55ZM54 89V91H55ZM190 89L191 93H188L187 90ZM199 89V88H198ZM202 89V88H201ZM15 90V89H14ZM21 91V89H19ZM197 90V89H196ZM1 91V90H0ZM9 91V90H8ZM16 91V90H15ZM22 91V92H24ZM45 91V90H43ZM50 91V90H48ZM47 91V93L49 94V92ZM61 91V90H60ZM199 91V90H198ZM2 92V91H1ZM19 92V91H18ZM17 92V93H18ZM21 92V93H22ZM34 92V91H32ZM31 92V93H32ZM39 92V91H37ZM58 92V90H57ZM55 92V93H57ZM190 92V91H189ZM6 94H8L7 92H5ZM4 93V94H5ZM14 93V92H13ZM16 93V92H15ZM25 93V92H24ZM27 93V92H26ZM26 93L24 95H26ZM30 93V94H31ZM45 93V92H42ZM63 93V92H62ZM65 93V92H64ZM196 93V92H195ZM3 94V95H4ZM19 94V93H18ZM16 94V95H18ZM29 94V93H28ZM35 94V93H34ZM37 94V93H36ZM41 94V92H40ZM46 94V93H45ZM60 94V93H59ZM23 95V94H22ZM21 95V96H22ZM23 95V96H24ZM33 97V94H31ZM47 95V94H46ZM45 95V96H46ZM55 95V94H54ZM1 96V94H0ZM8 96L10 97V95L8 94ZM7 96V97H8ZM14 96V95H12ZM20 96V97H21ZM22 96V98H24ZM28 96V95H26ZM25 96V98H26ZM39 96V95H37ZM48 96V95H47ZM46 96V97H47ZM4 97V96H3ZM6 97V95H5ZM7 98L8 100L11 98ZM29 97H31L29 95ZM43 97V96H42ZM91 97H94L93 99V103L95 105L92 104V102L89 100ZM2 98V97H0ZM15 98V97H14ZM19 98V97H18ZM39 98V97H38ZM37 98V99H38ZM54 98V97H53ZM62 98V97H60ZM63 98V100H64ZM5 99V98H4ZM3 99V100H4ZM6 99V100H7ZM20 99V98H19ZM27 101H32V99L30 98H26ZM2 100V99H1ZM7 100V101H8ZM13 100V98H12ZM23 100V99H22ZM41 101V99H39ZM46 100V99H45ZM44 100V101H45ZM236 100L240 103L241 108H236L234 103L236 102ZM5 101V100H4ZM11 101V99H10ZM16 101L18 102V99L16 98ZM26 101V100H24ZM35 101V100H34ZM38 101V100H36ZM54 101V100H52ZM252 101H254V105L251 103ZM20 102V101H19ZM23 102V101H22ZM15 102H12V104ZM21 103V102H20ZM33 103V102H31ZM36 104L38 102H35ZM47 103V102H46ZM45 103V104H46ZM51 103V102H50ZM56 103V102H55ZM2 106V103H0ZM10 104V103H9ZM18 104V103H16ZM24 104V103H23ZM34 104V103H33ZM32 104V105H33ZM39 104V103H38ZM37 104V105H38ZM42 104V103H41ZM48 104H49V100H48ZM59 104V103H58ZM62 104V103H61ZM62 104V105H63ZM165 104V105H164ZM4 105V102H3ZM27 105V104H24ZM31 105V104H28ZM0 106V107H1ZM11 106V105H10ZM18 106V105H15ZM20 106H22L20 104ZM36 105H34L35 108ZM42 106V105H40ZM51 106V104H50ZM54 108V105H52ZM57 106V105H56ZM60 106V105H59ZM92 106L94 107V109H91ZM97 106V107H96ZM28 107V106H26ZM38 107V106H37ZM47 107V105H46ZM49 107V106H48ZM61 107V106H60ZM11 108V107H10ZM32 108V106H31ZM30 108V109H31ZM32 108V109H34ZM45 108V107H44ZM43 108V109H44ZM58 108V107H57ZM62 108V107H61ZM61 108L57 109V110H61ZM84 108V109H83ZM1 109V108H0ZM25 109V108H24ZM23 109V110H24ZM31 109V110H32ZM37 109H42L37 108ZM56 109V108H55ZM90 109L92 110L94 113H99V115H95L92 120H85L87 118H83V117H88L91 115V111L87 110ZM242 109V111L240 110ZM2 110V109H1ZM4 110V109H3ZM8 110V109H7ZM6 110V111H7ZM14 110V109H13ZM22 110V111H23ZM29 109L27 108V111ZM46 110V109H45ZM49 110V109H48ZM53 110V109H52ZM51 110V111H52ZM5 111V110H4ZM16 111V110H15ZM19 111V110H18ZM30 111V110H29ZM34 111V110H33ZM41 111V110H40ZM43 111V110H42ZM41 111V112H42ZM56 111V110H55ZM54 111V113H55ZM99 111V112H98ZM260 111V110H259ZM17 112V111H16ZM15 112V113H16ZM37 112V110H36ZM34 112V114L36 113ZM57 112V111H56ZM61 112V111H60ZM13 112L9 111V114H12ZM32 113V111H31ZM38 113V112H37ZM36 113V114H37ZM52 113V112H51ZM262 113V111L260 112ZM258 114V116H260L261 114ZM29 114V113H28ZM33 114V115H34ZM36 114L34 116H36ZM40 114V113H39ZM53 114V113H52ZM58 114V113H56ZM55 114V115H56ZM3 115V114H2ZM6 115V114H5ZM25 115V114H24ZM31 115V114H30ZM31 115V116H33ZM44 115V114H42ZM54 115V114H53ZM93 115V114H92ZM171 115L170 119L168 118V116ZM253 115V114H252ZM9 116V115H8ZM13 116V115H12ZM38 116V115H37ZM37 116L35 117L36 120ZM47 116V115H46ZM45 116V117H46ZM49 116V114H48ZM61 116V115H60ZM241 116V115H240ZM254 116V115H253ZM256 116V115H255ZM2 117V116H1ZM15 117V116H14ZM26 117V116H23ZM28 117V116H27ZM54 117V116H53ZM57 117V115L55 116ZM123 117V118H122ZM242 117V116H241ZM247 117V116H246ZM245 117V118H246ZM263 117V116H261ZM6 117L4 116L1 119H5ZM8 118H12V117H8ZM32 118V117H29ZM27 118V119H29ZM42 118V117H41ZM51 118V117H50ZM49 118V119H50ZM232 118V117H231ZM255 118V117H254ZM20 119V118H19ZM25 119V118H24ZM22 119V120H24ZM62 119V118H61ZM80 119V120H79ZM81 119H83L84 123H79L78 120L81 122ZM238 119V118H237ZM33 120V118L31 119ZM48 120V119H47ZM54 119H52L53 121ZM258 120V119H257ZM10 121V120H9ZM18 121V120H17ZM124 121V122H125ZM239 121V120H238ZM252 121V120H251ZM263 121V119H262ZM31 122V121H30ZM32 122H36V121H32ZM40 122V121H39ZM43 122V121H42ZM54 122V121H53ZM56 122V121H55ZM62 122V120H61ZM65 122V121H64ZM83 122V121H82ZM217 122H220L221 125H216ZM231 122V121H230ZM240 122V121H239ZM246 122V121H245ZM5 125L6 123L3 122ZM19 123V122H18ZM17 123V125H18ZM22 125V122H20ZM19 123V124H20ZM51 123V122H48ZM47 123V124H48ZM126 123V122H125ZM233 123V122H232ZM241 123V122H240ZM248 123V122H247ZM12 124V123H11ZM9 124V125H11ZM38 124V122H37ZM59 124V122H58ZM64 124V123H63ZM16 125V123H15ZM16 125V126H17ZM20 125V126H21ZM27 127L28 125H31V123L29 124L27 122ZM26 125H22V126H26ZM34 124L32 123V127ZM41 125V124H39ZM53 125V124H51ZM50 125V129H57L56 125L53 128H51ZM233 125V124H232ZM242 125V124H241ZM8 126V125H7ZM19 126V125H18ZM21 126V128H22ZM30 126V127H31ZM38 126V125H37ZM1 127V126H0ZM13 127V126H12ZM26 127V128H27ZM29 127V128H30ZM39 127V126H38ZM63 128L65 126H62ZM67 127V126H66ZM120 127V126H119ZM242 127V126H241ZM244 127H246L244 125ZM11 128V127H10ZM18 129V127H16ZM25 127H23V129H26ZM49 128V127H48ZM121 128V129H122ZM182 128V129H180ZM239 128V127H237ZM249 128V127H248ZM256 128V127H255ZM260 128V127H258ZM28 129V128H27ZM54 131H57L55 130ZM66 129V128H65ZM64 129V130H65ZM68 129V131H69ZM118 129V128H117ZM254 129V128H253ZM1 130V129H0ZM3 130V129H2ZM21 130V129H20ZM41 130V129H40ZM39 130V131H40ZM63 130V131H64ZM259 130V129H258ZM263 130V129H262ZM7 131V130H5ZM30 130H28L29 133ZM51 131V130H50ZM61 131V130H58ZM57 131V132H58ZM62 131V132H63ZM67 131V130H65ZM122 131V130H121ZM243 131V130H242ZM256 131V130H255ZM27 131H25L26 133ZM41 132V131H40ZM45 132V131H43ZM56 132V133H57ZM116 132V130H115ZM118 132V131H117ZM116 132V133H117ZM2 132H0L1 134ZM6 133V132H5ZM18 133V131H17ZM22 133V132H21ZM20 133V134H21ZM47 133V132H45ZM60 133V132H59ZM80 133V134H81ZM90 133V132H89ZM241 133V132H240ZM8 134V133H6ZM5 134V135H6ZM41 134H43L41 132ZM49 134V132H48ZM53 134V132L51 133ZM67 134V133H66ZM121 134V133H120ZM123 131H122V135H123ZM253 134V133H252ZM256 134V133H255ZM4 135V134H3ZM9 135V134H8ZM18 135V134H17ZM17 135H13L16 136ZM29 135V134H27ZM27 135H25L26 137H28ZM47 135V134H46ZM55 135V134H54ZM59 135V134H58ZM73 135V133H72ZM121 135V136H122ZM240 135V134H239ZM242 135V134H241ZM261 135H264V132H257V134L254 136L255 137H259ZM43 136V135H42ZM48 136V135H47ZM52 136V135H51ZM57 136V135H56ZM60 136V135H59ZM78 136V135H77ZM80 137L82 135H79ZM87 136V134H86ZM117 136V135H116ZM119 136V137H121ZM125 136V135H124ZM201 137L199 139H197V137ZM245 136V135H244ZM248 136V135H247ZM253 136V135H252ZM7 137V136H5ZM12 138V136H10ZM79 137V138H80ZM90 137V136H89ZM114 137V136H113ZM118 137V138H119ZM42 138V137H41ZM55 138V136H54ZM52 138V139H54ZM59 138V137H58ZM65 138V137H64ZM71 138V137H70ZM69 138V139H70ZM74 138V137H73ZM1 139V138H0ZM6 139V138H4ZM14 139V138H13ZM51 139V140H52ZM117 139V138H116ZM121 139V138H120ZM124 139V138H123ZM8 140V139H7ZM22 140V138L20 139ZM57 140V139H56ZM64 140V139H62ZM66 140V138H65ZM92 140V139H90ZM122 140V139H121ZM129 140V139H128ZM58 141V140H57ZM61 141V139H60ZM80 141V140H79ZM119 141V140H118ZM125 141V139H124ZM1 142V141H0ZM12 142V141H11ZM22 142V141H19ZM17 141V144L19 145V143ZM39 142V141H38ZM45 142V141H44ZM48 142V141H47ZM65 142V141H64ZM69 142V141H68ZM72 142V139H71ZM75 142V141H74ZM93 143V141H90ZM115 142V141H114ZM248 142V141H246ZM6 143V142H5ZM9 143V142H7ZM61 143V142H60ZM59 143V145H60ZM73 143V142H72ZM71 143V144H72ZM83 143H86L85 141ZM82 143V144H83ZM117 143V142H116ZM115 143V144H116ZM120 143V141H119ZM128 143V142H127ZM128 143V144H129ZM14 144V142H13ZM23 144V143H22ZM47 144V143H46ZM49 144V143H48ZM75 144V143H74ZM73 144V145H74ZM77 144V143H76ZM80 144V143H79ZM90 144V143H89ZM111 144L112 141H111ZM122 144V143H121ZM124 144V142H123ZM161 144V145H160ZM11 145V144H10ZM58 145V147H59ZM70 145V143H69ZM92 145V144H91ZM90 145V146H91ZM129 145V146H130ZM42 146V145H41ZM44 146V145H43ZM49 146V145H48ZM61 146V145H60ZM72 146V145H70ZM79 146V145H76ZM75 146V147H76ZM94 146V145H93ZM117 146V145H115ZM119 146V145H118ZM117 146V150L121 149L119 147L118 149ZM123 146V145H121ZM126 146V145H125ZM45 147V146H44ZM43 147V148H44ZM62 147V146H61ZM74 147V146H72ZM89 147V146H88ZM95 147V146H94ZM93 147V148H94ZM128 147V146H127ZM22 148V146H21ZM42 148V150H43ZM71 148V147H70ZM77 148V147H76ZM84 148V147H83ZM114 148V147H113ZM132 148V147H131ZM181 148V149H180ZM214 148H218L219 151H223L224 155H221L219 158H217L213 165L211 166V169L214 171L215 173V178L213 179L211 182L207 181V178L204 174H202L201 169L199 170L198 167V163H199V156L201 155V152H203L204 150H208V149H214ZM254 148V146L252 147ZM31 149V148H30ZM36 149V148H35ZM86 149V148H84ZM89 149V148H88ZM103 149V148H102ZM109 148H107L108 150ZM110 149H112L110 147ZM123 149V148H122ZM129 149V148H128ZM190 149V151H189ZM194 149L199 152V156L195 153ZM11 150V149H10ZM25 150V149H24ZM39 150V148H38ZM45 150V149H44ZM49 150V149H48ZM60 150V149H59ZM73 150V149H72ZM96 149H94L95 151ZM124 150V149H123ZM131 150V149H130ZM149 150V151H148ZM166 150L165 148L163 149V151ZM171 150V149H169ZM169 150H167L169 152ZM261 150V149H260ZM259 150V151H260ZM33 151V150H32ZM85 153V150H83ZM88 151V150H87ZM90 151V149H89ZM93 152V150H91ZM90 151V152H91ZM104 151V150H103ZM120 151V150H119ZM160 151V150H159ZM256 151V149H255ZM258 151V152H259ZM31 152V151H30ZM79 152V151H78ZM106 152V150H105ZM111 154L112 150L110 151ZM115 152L117 153V151L115 150ZM120 152H123L122 150ZM130 152V151H128ZM257 152V153H258ZM261 152V151H260ZM51 153V152H50ZM63 153V152H62ZM81 153V152H80ZM79 153V154H80ZM99 153V152H98ZM102 153V152H101ZM104 153V152H103ZM107 153V152H106ZM127 153V152H126ZM125 153V154H126ZM157 153V152H156ZM173 153V152H171ZM264 153V152H263ZM262 153V154H263ZM66 154V153H65ZM72 154V153H71ZM82 154V153H81ZM90 154V153H89ZM108 154V153H107ZM115 154V153H114ZM119 154V153H118ZM161 154V153H158ZM165 154V153H163ZM174 154V153H173ZM173 154H171L170 157L173 156ZM261 154V153H260ZM91 155V154H90ZM101 155V154H99ZM121 156V154H119ZM118 155V156H119ZM136 155V154H135ZM141 155V154H140ZM143 155V154H142ZM162 155V154H161ZM160 155V157H161ZM169 155V154H168ZM175 155V154H174ZM4 156V155H3ZM40 156V155H39ZM53 156V155H52ZM85 156V155H83ZM95 156V153H94ZM110 156V155H109ZM157 156V155H156ZM159 156V155H158ZM212 156V155H211ZM246 156V158H244ZM64 157V156H63ZM62 157V159H63ZM79 158L81 157L78 155ZM86 157V156H85ZM108 157V156H107ZM111 157V156H110ZM109 157V158H110ZM134 157V155H133ZM148 158V156H146ZM159 157V158H160ZM163 157V156H162ZM169 157V158H170ZM176 157V156H175ZM264 157V154H263ZM66 158V155H65ZM73 158V157H72ZM71 158V159H72ZM84 158V157H83ZM88 158L91 157H86V159H84V163L87 162L89 163L87 160ZM137 158H139V156H136L134 158H131L130 161H134ZM36 159V158H35ZM78 159V158H77ZM98 159V158H96ZM114 159V156H113ZM117 159V158H116ZM121 159L123 160V158L121 157ZM125 159V157H124ZM165 159V158H164ZM168 159V158H167ZM171 159V158H170ZM245 159V160H244ZM51 160V159H50ZM73 160V159H72ZM76 160V159H74ZM162 160V159H161ZM54 161V160H53ZM78 161V160H77ZM76 161V163H77ZM90 161V159H89ZM95 161V160H94ZM93 161V162H94ZM106 161L105 158L103 160V162ZM109 161H113V160H109ZM138 161V160H137ZM160 161V160H159ZM169 161V160H168ZM172 162H174L173 160H171ZM170 161V163H171ZM177 161V160H176ZM264 161V160H263ZM64 162V161H63ZM75 162V161H74ZM81 162V161H80ZM92 162V161H91ZM92 162V163H93ZM97 162V161H96ZM115 162V161H114ZM118 162V161H116ZM122 162V161H121ZM179 162V161H177ZM184 162V159H183ZM75 163V164H76ZM83 164V162H81ZM91 163V164H92ZM106 163V162H105ZM125 163V162H123ZM130 163V162H129ZM134 163V162H133ZM136 163V162H135ZM162 163V162H161ZM160 163V164H161ZM165 163V162H164ZM162 163V164H164ZM167 163V162H166ZM73 164V163H71ZM74 164V165H75ZM78 164V163H77ZM90 164V163H89ZM90 164V165H91ZM99 164V163H98ZM101 164V163H100ZM113 164V162H112ZM118 164V163H117ZM127 164V163H126ZM175 163H173V165H175ZM80 165V163H79ZM78 165V166H79ZM88 165V164H86ZM120 165V163L118 164ZM123 165V164H122ZM129 165V164H127ZM135 165V164H133ZM138 165V164H137ZM165 165V164H164ZM168 165V163H167ZM81 166V165H80ZM117 166V165H116ZM125 166V165H124ZM131 166V165H130ZM77 167V166H76ZM134 167V166H133ZM133 167H131L133 169ZM136 167V166H135ZM167 167V166H166ZM218 167V168H217ZM241 167V166H239ZM87 168V166H86ZM112 169V173L113 171L115 172L116 167H114L112 165L111 167ZM120 168V167H119ZM128 168V167H127ZM173 168V167H171ZM61 169V168H60ZM82 169H84L82 167ZM90 169V167H89ZM100 169V168H98ZM88 170V168H87ZM123 170V169H121ZM125 170V168H124ZM205 170V169H204ZM210 170V169H209ZM211 170V171H212ZM62 171V170H61ZM83 171V170H82ZM99 171V170H98ZM101 171V170H100ZM104 171V170H102ZM109 171V170H108ZM212 171V173H213ZM254 171V170H253ZM94 172V171H93ZM110 172V171H109ZM32 173V172H31ZM67 173V172H66ZM99 173V172H98ZM105 173V172H104ZM122 171L117 170V172L113 173L114 181H119L121 177H125V174H121ZM207 173V172H206ZM208 173L211 172L209 171ZM235 173V172H234ZM240 173H242L240 171ZM255 173V172H254ZM253 173V174H254ZM261 177H260V182L262 185L264 186V169L261 170ZM108 174V172H107ZM106 174V175H107ZM110 174V173H109ZM92 175V174H91ZM96 175V174H95ZM98 175V174H97ZM102 175V174H100ZM112 175V174H111ZM110 175V177H111ZM118 175V176H117ZM209 175V176H210ZM228 175V174H227ZM235 175V174H234ZM250 175V173H249ZM260 175V174H258ZM27 176V175H26ZM99 176V175H98ZM212 176V175H211ZM233 176V174H232ZM96 177V176H95ZM107 177V176H106ZM105 177V178H106ZM237 177V176H235ZM234 177V178H235ZM247 177V176H246ZM249 177V176H248ZM93 178V176H92ZM98 178V177H96ZM239 178V177H238ZM259 178V177H258ZM110 179V178H108ZM122 179V178H121ZM145 179L147 181H145ZM211 179V178H210ZM241 179V178H240ZM243 179V178H242ZM245 179V178H244ZM33 180V179H32ZM39 180V179H38ZM94 180V179H93ZM99 180V179H98ZM97 180V181H98ZM103 180V177H102ZM91 181V180H90ZM96 181V182H97ZM106 181V180H104ZM109 181V180H108ZM113 181V182H114ZM235 181V180H234ZM233 181V182H234ZM95 182V181H94ZM111 182V181H110ZM104 183V182H103ZM210 183V185L208 184ZM219 183V185H218ZM237 183V181H236ZM239 183V182H238ZM237 183V184H238ZM105 184L108 183H104L103 186ZM112 184V182L110 183ZM241 184V183H240ZM250 184V183H249ZM37 185V184H36ZM94 185V184H93ZM164 185V184H163ZM95 186V185H94ZM97 186V184H96ZM206 187L205 190L199 191V189H201V187ZM211 187H214L217 191H215V194L217 193L215 199L214 196L212 195V198H209L208 194L212 191ZM235 186V184H234ZM242 186V185H240ZM246 186V185H245ZM260 186V185H259ZM260 186V187H261ZM102 187V186H101ZM167 187V186H166ZM244 187V186H243ZM91 188V187H90ZM95 188V187H94ZM97 188V187H96ZM104 188H110L108 187H104ZM114 188V187H112ZM117 188V187H116ZM177 188V189H178ZM181 188V189H180ZM84 189V188H83ZM98 189V188H97ZM96 189V190H97ZM140 189V188H139ZM169 189V188H168ZM239 189V188H238ZM246 189V187H245ZM92 190V189H91ZM90 190V191H91ZM95 189H93L94 191ZM101 190V189H100ZM110 189H108L109 191ZM141 190V189H140ZM243 190V189H242ZM83 191V190H82ZM102 191V190H101ZM99 191V192H101ZM103 191H106V193L108 192L107 189H103ZM112 191V190H110ZM153 191V189L150 187L147 189L148 195L151 194V192ZM240 191V190H239ZM247 191V189H246ZM86 192V191H85ZM98 192V191H96ZM95 192V193H96ZM119 192V191H118ZM91 193V192H89ZM89 193L88 194L89 196ZM94 193V192H93ZM92 193V194H93ZM102 193V192H101ZM105 193V194H106ZM113 193V192H112ZM111 193V194H112ZM212 193V192H211ZM243 193V192H242ZM84 194V193H83ZM100 194V193H98ZM96 194V195H98ZM108 194V193H107ZM110 194V193H109ZM115 194V193H114ZM113 194V195H114ZM159 194V193H158ZM233 194V193H232ZM80 195V194H79ZM82 195V194H81ZM85 195V194H84ZM83 195V196H84ZM94 198L95 199V194ZM91 195V196H93ZM246 195V194H245ZM73 196H78L77 192L74 193ZM104 196V195H103ZM106 196V195H105ZM109 196V195H108ZM118 198V195H115ZM168 196V197H167ZM236 196V194H235ZM242 196V195H241ZM249 196V195H248ZM90 197V196H89ZM156 197V196H155ZM237 197V196H236ZM235 197V198H236ZM107 198V197H106ZM111 198V197H110ZM136 198V195H135ZM154 198V197H153ZM152 198V199H153ZM120 199V198H119ZM141 199V198H140ZM172 199V200H173ZM202 199H206V202H204V200ZM207 199H209L207 201ZM239 199V200H240ZM82 200L84 199H79V200H75L77 202V204H79L82 208L85 203L82 202ZM155 200V199H154ZM161 200V199H160ZM178 200H175L176 202ZM237 200V199H236ZM240 200V201H241ZM95 201V200H94ZM99 201V200H98ZM138 201V200H137ZM215 201L218 205L215 204ZM133 202V201H132ZM150 202V201H149ZM158 202V201H157ZM180 202V201H178ZM239 202V201H238ZM87 203V202H86ZM90 203V202H89ZM88 203V204H89ZM96 203L93 202V204ZM107 203V202H105ZM122 203V202H121ZM151 203V202H150ZM237 203V202H236ZM240 203V202H239ZM248 203V204H249ZM104 204V203H103ZM179 204V203H178ZM234 204V203H233ZM86 205V204H85ZM96 204H94L95 206ZM101 205V204H100ZM111 205V204H110ZM123 205V204H122ZM125 205V204H124ZM184 205V206H183ZM182 205V209L185 206V204ZM226 205V206H225ZM242 205V203H241ZM249 205V206H250ZM87 206V205H86ZM106 206V205H105ZM109 206V204H108ZM146 206V205H145ZM149 206V205H148ZM232 206V205H231ZM230 206V207H231ZM235 206V204H234ZM238 206V205H237ZM240 206V205H239ZM238 206V207H239ZM244 206V205H243ZM189 207V206H188ZM187 207V208H188ZM248 206H246L247 208ZM169 208V207H168ZM171 208V207H170ZM180 208V207H179ZM228 208V207H227ZM235 208V207H234ZM234 208L232 210H234ZM97 209V208H96ZM99 209V208H98ZM104 209V207H103ZM177 209V208H176ZM204 209V210H203ZM179 210V209H178ZM184 210V209H183ZM231 210V212H232ZM92 211V210H91ZM98 211V210H96ZM177 211V210H176ZM175 211V212H176ZM182 211V210H181ZM143 212V211H142ZM168 212V211H167ZM166 212V213H167ZM174 212V210H173ZM228 210V214L231 213ZM95 213V212H92ZM169 213V212H168ZM167 213V214H168ZM191 213V212H190ZM243 213V214H244ZM96 214V213H95ZM176 214H178L176 212ZM181 214V213H180ZM227 214V215H228ZM242 214V215H243ZM190 215V214H189ZM209 215H211L209 213ZM101 216V215H100ZM173 216H175L173 214ZM180 216V215H179ZM212 216V215H211ZM225 216V217H224ZM231 216V215H230ZM102 217V216H101ZM105 217V216H104ZM165 217V216H164ZM170 217V216H168ZM178 217V216H177ZM191 217V216H190ZM213 217V216H212ZM224 217V218H223ZM248 217V218H249ZM106 218V217H105ZM176 218V217H175ZM180 217H178L179 219ZM194 218V217H192ZM197 218H194L197 220ZM160 219V218H159ZM178 219H176L175 221H177ZM181 219V218H180ZM192 220V222H194L195 220ZM201 219L199 221H201ZM106 220V219H105ZM191 220V219H190ZM214 220V219H213ZM225 220L226 223H225ZM248 220V221H247ZM189 221V220H188ZM187 221V222H188ZM202 221V222H203ZM232 221V222H230ZM244 221L249 222L250 225L253 228H249V226L247 225V227L244 224ZM178 222V221H177ZM176 222V223H177ZM181 222V221H179ZM187 222L185 224H187ZM191 222V221H189ZM183 223V222H182ZM175 224V223H174ZM183 224V225H185ZM191 226L190 228L193 226L195 227V224L192 225V223H190ZM158 225V224H157ZM180 225V224H179ZM189 225V224H187ZM184 226V227H188V226ZM254 225V226H253ZM173 226H177V225H173ZM169 227V226H168ZM180 227H182L180 225ZM179 226H177V228H180ZM255 227V228H254ZM171 228V227H170ZM176 228V229H177ZM174 229V228H172ZM175 229V230H176ZM183 229V227H182ZM187 229V228H186ZM192 229V228H191ZM200 229V230H199ZM178 230V229H177ZM176 230V231H177ZM181 230V229H180ZM179 230V231H180ZM188 230V229H187ZM186 230V231H187ZM196 230V229H195ZM184 231V230H182ZM181 231V232H182ZM180 232V233H181ZM188 232V231H187ZM195 231H192V233H194ZM183 233V232H182ZM196 233V232H195ZM206 233V234H207ZM213 233V232H211ZM225 233V234H224ZM185 234V233H184ZM190 234V233H187ZM186 234V235H187ZM185 235V237H187ZM224 236H227L228 239L227 240H223ZM189 237V236H188ZM226 238V237H225ZM262 239V240H260ZM229 241V243H228ZM251 241H254L253 243ZM105 242V241H104ZM111 243V242H110ZM253 246V247H252ZM221 247V246H220ZM218 247V248H220ZM249 247L251 248V252L248 251ZM128 248V247H127ZM217 248V250H218ZM130 250V249H128ZM127 250V251H128ZM135 251V250H134ZM133 252V251H132ZM139 252V251H138ZM260 252V251H259ZM125 253V252H124ZM143 253V251H142ZM219 253H217L216 257H218V261H221V258L219 255ZM264 255V252H262ZM127 254V252H126ZM137 254V253H135ZM134 254V255H135ZM222 254V255H221ZM254 254V253H253ZM252 254V255H253ZM257 254V253H256ZM121 255V254H120ZM130 255V254H129ZM259 255V254H258ZM118 256V255H117ZM132 256V255H131ZM141 256V255H140ZM146 256V255H145ZM136 257H138L136 255ZM144 257V256H142ZM139 257V258H142ZM244 257V256H243ZM251 257V256H250ZM261 257V256H260ZM117 258V257H116ZM122 258V257H121ZM138 258V259H139ZM151 258V257H150ZM149 258V259H150ZM224 258V259H225ZM231 258V259H229ZM247 258V257H245ZM249 258V257H248ZM132 259V258H131ZM134 259V258H133ZM137 259V258H136ZM148 259V258H147ZM146 259V261H147ZM250 259V258H249ZM251 259H255V257H251ZM256 259L259 260L258 257H256ZM261 259V258H260ZM124 260V258H123ZM145 261V259H143ZM134 261V260H133ZM133 261H129L131 263H133ZM138 261V260H137ZM145 263H148L149 261H147ZM223 261V259H222ZM256 261V260H255ZM118 262V260H117ZM128 262V263H129ZM140 262V261H139ZM116 263V262H115ZM137 262H135L134 264H136ZM142 263V262H141ZM241 263V262H238ZM254 263V262H253ZM257 263V262H256ZM207 264H219V262L217 261H213L211 263H207ZM252 264V263H251ZM255 264V263H254ZM262 264V263H261Z\"/></svg>",
  "mask_w": 264,
  "mask_h": 264
},
{
  "label": "snow or ice",
  "instance_id": "6c2138e0",
  "mask_svg": "<svg viewBox=\"0 0 264 264\" xmlns=\"http://www.w3.org/2000/svg\"><path fill=\"white\" fill-rule=\"evenodd\" d=\"M53 2L63 4L66 2V0H53ZM235 2L236 0H224V3L227 4L229 7H231ZM240 2L243 3L244 7L235 9V11L239 13L240 15H243L246 17V19L243 20L244 26L258 25L261 29L260 34L264 36V0H240ZM41 6L47 7L48 4L45 3L44 0H42ZM80 6L82 7V5ZM112 14L116 16H120L124 19H130L129 17L125 16L123 11H117ZM215 19L219 21L220 17L216 16ZM132 23L145 26L146 30L149 33L157 36L166 45L171 46L170 41L167 38L160 36V34L157 32H154L152 25L147 18L142 19V20H133ZM202 27H204L203 24H201L200 27L196 29V31L199 32L200 28ZM217 31H219V28L217 29ZM207 34L210 35V33H207ZM192 38L195 39L196 37L193 36ZM241 58L251 63V61H249L247 57H241ZM113 59H115V57ZM197 59L200 62L206 63V64H219L220 63V61L214 60L213 58H210V57H197ZM120 63H123V61H120ZM256 67H259V66H256ZM133 71H135V69H133ZM261 71H264V68H262ZM138 75L144 76L146 75V73H138ZM156 75H159V74L157 73Z\"/></svg>",
  "mask_w": 264,
  "mask_h": 264
}]
</instances>
